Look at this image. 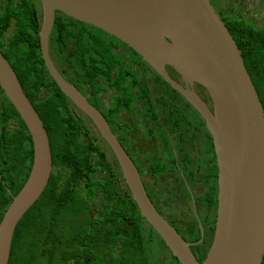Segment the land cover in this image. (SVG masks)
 Masks as SVG:
<instances>
[{
    "label": "water",
    "instance_id": "95a60500",
    "mask_svg": "<svg viewBox=\"0 0 264 264\" xmlns=\"http://www.w3.org/2000/svg\"><path fill=\"white\" fill-rule=\"evenodd\" d=\"M40 41L48 71L61 90L95 123L110 145L147 222L181 264H262L264 258V106L242 51L211 0H41ZM93 23L139 52L204 114L219 163V205L213 241L199 261L192 242L158 211L140 172L104 114L63 77L49 54L56 11ZM204 84L212 111L168 74ZM0 85L25 121L33 140L30 173L0 221V264H8L20 219L45 190L53 158L47 129L8 58L0 50Z\"/></svg>",
    "mask_w": 264,
    "mask_h": 264
},
{
    "label": "trees",
    "instance_id": "16d2710c",
    "mask_svg": "<svg viewBox=\"0 0 264 264\" xmlns=\"http://www.w3.org/2000/svg\"><path fill=\"white\" fill-rule=\"evenodd\" d=\"M1 3L0 50L45 124L53 158L45 190L16 226L8 264H181L142 215L109 146L69 110L42 57L39 10L30 0ZM63 14L57 11L54 35L65 28ZM229 24L264 106V27ZM33 156L30 131L0 85V221ZM210 245L191 246L200 262Z\"/></svg>",
    "mask_w": 264,
    "mask_h": 264
},
{
    "label": "flooded vegetation",
    "instance_id": "af4514ba",
    "mask_svg": "<svg viewBox=\"0 0 264 264\" xmlns=\"http://www.w3.org/2000/svg\"><path fill=\"white\" fill-rule=\"evenodd\" d=\"M8 1L1 0V5L5 7ZM30 2L39 10L40 36L43 3ZM211 2L228 28L232 20L264 27V0ZM63 15L61 25L65 28L56 30L54 35V22L49 35V54L54 65L104 114L135 162L158 211L192 242L191 246L209 239L212 243L220 168L204 114L122 39L93 23ZM166 69L174 81L195 92L214 111L212 96L204 84L184 77L170 64ZM69 110L86 122L97 143L109 146L108 154L114 160V152L95 123L71 99Z\"/></svg>",
    "mask_w": 264,
    "mask_h": 264
}]
</instances>
